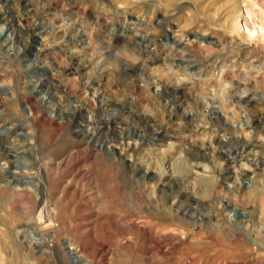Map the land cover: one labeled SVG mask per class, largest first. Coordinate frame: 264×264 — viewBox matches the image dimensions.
I'll return each instance as SVG.
<instances>
[{"label":"rangeland","instance_id":"1","mask_svg":"<svg viewBox=\"0 0 264 264\" xmlns=\"http://www.w3.org/2000/svg\"><path fill=\"white\" fill-rule=\"evenodd\" d=\"M0 264H264V0H0Z\"/></svg>","mask_w":264,"mask_h":264},{"label":"bare ground","instance_id":"2","mask_svg":"<svg viewBox=\"0 0 264 264\" xmlns=\"http://www.w3.org/2000/svg\"><path fill=\"white\" fill-rule=\"evenodd\" d=\"M239 20H240V18H239ZM239 20H238V21H239ZM237 23L239 24V22H237ZM240 24H241V22H240ZM238 26H239V25H238ZM239 27H240V26H239ZM243 28H244V27H243ZM6 40H7V39H6ZM35 54H36V56L38 55V50H35ZM40 100H41V101H40L41 103L46 102V101H45V98H41ZM70 254H71V253H70ZM74 257H75V256H74ZM76 259H77V262H78V261H79V258L76 257Z\"/></svg>","mask_w":264,"mask_h":264},{"label":"water","instance_id":"3","mask_svg":"<svg viewBox=\"0 0 264 264\" xmlns=\"http://www.w3.org/2000/svg\"><path fill=\"white\" fill-rule=\"evenodd\" d=\"M69 255H70L71 259H72L74 262H77V259H76V257H74L73 252H71V254H69ZM78 262H79V261H78Z\"/></svg>","mask_w":264,"mask_h":264}]
</instances>
